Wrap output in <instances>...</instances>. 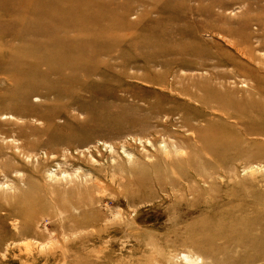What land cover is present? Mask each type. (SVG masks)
<instances>
[{"label": "rangeland", "instance_id": "rangeland-1", "mask_svg": "<svg viewBox=\"0 0 264 264\" xmlns=\"http://www.w3.org/2000/svg\"><path fill=\"white\" fill-rule=\"evenodd\" d=\"M262 31L264 0H0V264H264V72L177 51Z\"/></svg>", "mask_w": 264, "mask_h": 264}, {"label": "bare ground", "instance_id": "bare-ground-1", "mask_svg": "<svg viewBox=\"0 0 264 264\" xmlns=\"http://www.w3.org/2000/svg\"><path fill=\"white\" fill-rule=\"evenodd\" d=\"M225 8V7H224ZM211 17H209L210 20H213L214 16H212V14H209ZM50 16V14H48V17ZM18 23H19V20H18ZM15 23L13 26H14V29L13 31H17L15 32V35H20L22 37H26L27 34L29 33H34L36 35H40V32H41V29H31L27 24L25 23ZM19 25L22 26V30L18 31V28H19ZM195 27H196V24L194 23L193 25H191L189 28L187 29H183L182 32L183 33H186V34H189L191 32H193L195 30ZM201 28H203L204 26H200ZM94 31H90L86 34V38H90L92 41L96 40L95 36L93 35ZM195 32V31H194ZM226 35H230L234 38L238 37L236 32H238V28H233V29H224V31ZM264 33V31H262ZM262 35V33L258 34V36ZM246 36V35H245ZM46 40H50L51 38L49 36L45 37ZM194 41L196 43H199V40L198 39H194ZM248 40H244V37H241L239 39H237L235 42H232V47L240 54L243 56L244 59H246L251 65H243V64H240V63H237L235 62V60L233 59H229L227 57H221L220 55L218 56H215V54H213V52H209L207 50H204L203 48H200L199 46H195L189 50L187 49H184V50H177L179 51V54L180 55H185L186 53L187 54H190L192 57H195L196 59L200 60V67H207V68H216V67H222V66H233L235 68V70L237 72L241 71V69L243 68H249L250 70L252 71H255V72H264V60H261L259 58H257V56L255 55V51L256 49L258 48H264V42H262L259 47H254V46H250L248 45L246 42ZM26 50V49H25ZM29 50V49H27ZM30 51V50H29ZM23 53H25V56H28V54H30L29 52L26 53V51H24ZM211 59H215L217 60L216 62L214 63H209L208 61L211 60ZM256 61V63L259 64V66L257 65H253V62ZM240 64V65H239ZM183 68H188V69H192V68H198L196 66V62L194 61H191L189 62L188 64H186V66H181ZM73 76L72 75H68V76H65V78H71ZM232 77L234 79H236L238 76H242L241 74L239 73H227V75H225V77ZM247 77V76H245ZM15 78V77H14ZM249 78V77H247ZM252 80V78H249ZM238 80V79H237ZM243 80V79H242ZM241 82H244V81H241ZM245 84V83H244ZM238 101H242L240 99H232L231 100V103L232 105L235 104H239ZM234 106H237V105H234Z\"/></svg>", "mask_w": 264, "mask_h": 264}]
</instances>
